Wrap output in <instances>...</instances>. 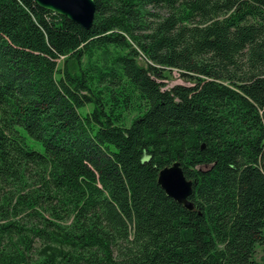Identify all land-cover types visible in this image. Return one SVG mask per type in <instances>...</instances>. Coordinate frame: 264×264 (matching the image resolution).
<instances>
[{"label": "trees", "instance_id": "16d2710c", "mask_svg": "<svg viewBox=\"0 0 264 264\" xmlns=\"http://www.w3.org/2000/svg\"><path fill=\"white\" fill-rule=\"evenodd\" d=\"M93 1L86 29L0 0V264H254L264 0Z\"/></svg>", "mask_w": 264, "mask_h": 264}, {"label": "water", "instance_id": "95a60500", "mask_svg": "<svg viewBox=\"0 0 264 264\" xmlns=\"http://www.w3.org/2000/svg\"><path fill=\"white\" fill-rule=\"evenodd\" d=\"M33 1L40 7L53 11L86 29L92 25L95 14V3L93 0ZM156 181L168 197L188 210L194 208L193 203L189 200V196L192 193L193 181L185 177L179 161L176 160L172 164L161 168L158 171Z\"/></svg>", "mask_w": 264, "mask_h": 264}, {"label": "rangeland", "instance_id": "374dc122", "mask_svg": "<svg viewBox=\"0 0 264 264\" xmlns=\"http://www.w3.org/2000/svg\"><path fill=\"white\" fill-rule=\"evenodd\" d=\"M61 62V61H60ZM171 80H169V84L181 82V79L178 76V73L175 70H171L169 74ZM90 107H87L84 110H88ZM125 124L129 125L131 120L136 117L139 112L137 110H132L125 113ZM253 262L254 264H264V240L262 243H259L255 246V251L253 255Z\"/></svg>", "mask_w": 264, "mask_h": 264}]
</instances>
